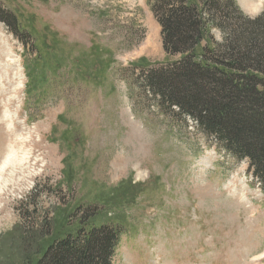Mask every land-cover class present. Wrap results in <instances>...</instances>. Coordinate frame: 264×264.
Listing matches in <instances>:
<instances>
[{"label":"rangeland","instance_id":"obj_1","mask_svg":"<svg viewBox=\"0 0 264 264\" xmlns=\"http://www.w3.org/2000/svg\"><path fill=\"white\" fill-rule=\"evenodd\" d=\"M148 1L0 0L49 60L29 93L24 45L0 21V166L14 155L0 175V264H35L92 205L89 226L121 231L112 264H264L252 256L264 250V190L248 160L144 88L139 65L179 57ZM261 1L237 0L249 16Z\"/></svg>","mask_w":264,"mask_h":264},{"label":"trees","instance_id":"obj_2","mask_svg":"<svg viewBox=\"0 0 264 264\" xmlns=\"http://www.w3.org/2000/svg\"><path fill=\"white\" fill-rule=\"evenodd\" d=\"M148 4L161 28L166 54L179 57L158 68L138 64L146 92L163 109L176 108L190 117L231 155L248 160L264 190V12L249 16L237 0H149ZM0 21L24 45L26 86L32 93L37 70L48 76L47 51L19 15L1 4ZM108 54L93 60L89 76L98 65V71L106 69ZM61 59L52 64L54 72L62 68ZM97 212L96 205L77 211L81 227L43 243L35 264H112L121 231L112 223L89 226Z\"/></svg>","mask_w":264,"mask_h":264},{"label":"bare ground","instance_id":"obj_3","mask_svg":"<svg viewBox=\"0 0 264 264\" xmlns=\"http://www.w3.org/2000/svg\"><path fill=\"white\" fill-rule=\"evenodd\" d=\"M258 1V0H257ZM256 0H246V6L248 7V9L250 10H255L257 9V7H259V4ZM264 1V0H263ZM261 1V2H263ZM15 62V61H14ZM12 63V62H11ZM14 78V77H13ZM1 94V91H0ZM6 94V93H5ZM4 94V95H5ZM3 95V94H2ZM13 104V103H12ZM14 152V151H13ZM15 153V152H14ZM14 155L9 154L6 156L5 161L2 163V165L0 166V175L2 174V172L4 171L5 166L7 165L8 162H10L12 160V157ZM252 255V254H251ZM254 257V260L259 261L264 257V250L261 253H254L252 255Z\"/></svg>","mask_w":264,"mask_h":264}]
</instances>
